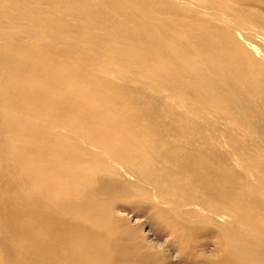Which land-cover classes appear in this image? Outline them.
Listing matches in <instances>:
<instances>
[{
  "label": "bare ground",
  "instance_id": "6f19581e",
  "mask_svg": "<svg viewBox=\"0 0 264 264\" xmlns=\"http://www.w3.org/2000/svg\"><path fill=\"white\" fill-rule=\"evenodd\" d=\"M0 264H264V0H0Z\"/></svg>",
  "mask_w": 264,
  "mask_h": 264
}]
</instances>
